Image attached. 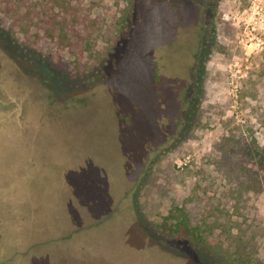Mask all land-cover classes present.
Returning a JSON list of instances; mask_svg holds the SVG:
<instances>
[{"label":"rangeland","instance_id":"1","mask_svg":"<svg viewBox=\"0 0 264 264\" xmlns=\"http://www.w3.org/2000/svg\"><path fill=\"white\" fill-rule=\"evenodd\" d=\"M261 3L201 36L188 0H83L67 49L0 0V264H205L159 230L174 206L264 264Z\"/></svg>","mask_w":264,"mask_h":264},{"label":"trees","instance_id":"2","mask_svg":"<svg viewBox=\"0 0 264 264\" xmlns=\"http://www.w3.org/2000/svg\"><path fill=\"white\" fill-rule=\"evenodd\" d=\"M25 0H6L7 12L13 18V26L19 27L21 33L30 35L34 27L42 30L43 35L57 43L59 47L72 49V33L76 36L78 31L77 7L75 2L83 0H48L47 9L43 11L31 7L23 11ZM35 18H39L35 21ZM74 18V19H72ZM7 38V35H2ZM36 36H39L38 34ZM159 230L169 238L185 240L201 246L200 258L205 264H235L231 254L224 249L213 247L212 240L203 235L200 226L190 221L189 213L185 207L174 206L158 225ZM225 250V253H223ZM246 261H240L244 264Z\"/></svg>","mask_w":264,"mask_h":264},{"label":"flooded vegetation","instance_id":"3","mask_svg":"<svg viewBox=\"0 0 264 264\" xmlns=\"http://www.w3.org/2000/svg\"><path fill=\"white\" fill-rule=\"evenodd\" d=\"M190 3H194L199 5V16L201 22V36L207 31V20H211L212 22H217L219 20L218 10L220 7V0H213L212 2H207L204 0H188ZM200 36V39H201ZM195 84V83H194ZM191 87V89H195V85Z\"/></svg>","mask_w":264,"mask_h":264},{"label":"built area","instance_id":"4","mask_svg":"<svg viewBox=\"0 0 264 264\" xmlns=\"http://www.w3.org/2000/svg\"><path fill=\"white\" fill-rule=\"evenodd\" d=\"M253 14H256V17L253 16L252 19H257L258 17H260L259 19H260V21H262L264 18V4L261 3L258 6H256L254 8ZM253 22H254V20L251 21V23H253ZM251 26H254V24H251Z\"/></svg>","mask_w":264,"mask_h":264}]
</instances>
